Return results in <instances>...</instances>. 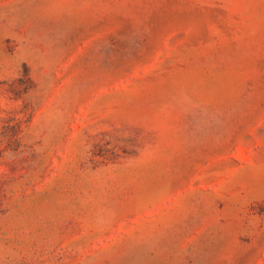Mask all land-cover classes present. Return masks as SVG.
I'll list each match as a JSON object with an SVG mask.
<instances>
[{"label":"rangeland","instance_id":"1","mask_svg":"<svg viewBox=\"0 0 264 264\" xmlns=\"http://www.w3.org/2000/svg\"><path fill=\"white\" fill-rule=\"evenodd\" d=\"M0 264H264V0H0Z\"/></svg>","mask_w":264,"mask_h":264}]
</instances>
